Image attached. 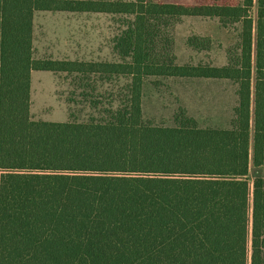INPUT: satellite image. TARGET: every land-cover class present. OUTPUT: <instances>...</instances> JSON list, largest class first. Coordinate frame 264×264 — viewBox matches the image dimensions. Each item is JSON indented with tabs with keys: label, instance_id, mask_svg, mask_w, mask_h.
Returning <instances> with one entry per match:
<instances>
[{
	"label": "trees",
	"instance_id": "16d2710c",
	"mask_svg": "<svg viewBox=\"0 0 264 264\" xmlns=\"http://www.w3.org/2000/svg\"><path fill=\"white\" fill-rule=\"evenodd\" d=\"M36 11L122 18L118 60L35 58ZM183 17L238 25L226 64L176 62ZM33 71L85 82L83 100L124 80L122 96L99 120L35 121ZM148 77L230 81L229 127L200 128L184 112L171 127L146 123ZM0 264H264V0H0Z\"/></svg>",
	"mask_w": 264,
	"mask_h": 264
},
{
	"label": "rangeland",
	"instance_id": "374dc122",
	"mask_svg": "<svg viewBox=\"0 0 264 264\" xmlns=\"http://www.w3.org/2000/svg\"><path fill=\"white\" fill-rule=\"evenodd\" d=\"M179 4H229L240 0H158ZM255 5L250 11L255 19ZM122 18L96 13L42 12L33 18V55L35 58L117 61L112 38ZM238 25L223 27L218 20L205 17H183L173 32L174 54L178 64H226V50L238 40ZM191 37V38H190ZM199 38L201 41H195ZM202 39H208L204 42ZM187 42L204 47L197 51ZM30 118L64 122L85 121L103 117L108 98H121L124 80L110 84L97 83L93 92L86 90L83 100L78 78L63 73H31ZM88 84V83H87ZM236 85L227 80L148 77L144 80L141 109L143 120L151 125L171 127L175 116L184 112L200 128H228L236 103ZM93 99L99 102L93 108ZM87 101V102H86ZM119 101V100H118ZM117 103V102H116ZM258 174L249 161L248 180Z\"/></svg>",
	"mask_w": 264,
	"mask_h": 264
},
{
	"label": "crops",
	"instance_id": "0c3cea01",
	"mask_svg": "<svg viewBox=\"0 0 264 264\" xmlns=\"http://www.w3.org/2000/svg\"><path fill=\"white\" fill-rule=\"evenodd\" d=\"M36 12H38V11H36ZM35 12V13H36ZM42 12H46V11H42ZM35 13H34V15H35ZM34 15H33V18H34ZM224 65V64H223ZM186 79V78H185ZM209 80H218V79H209ZM31 86H32V81H31ZM236 91V90H235ZM236 104V103H235ZM235 106V105H234Z\"/></svg>",
	"mask_w": 264,
	"mask_h": 264
}]
</instances>
